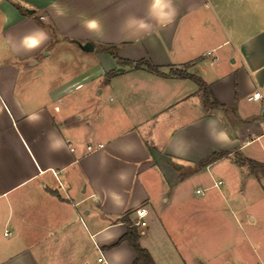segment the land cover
Instances as JSON below:
<instances>
[{"label":"crops","instance_id":"crops-1","mask_svg":"<svg viewBox=\"0 0 264 264\" xmlns=\"http://www.w3.org/2000/svg\"><path fill=\"white\" fill-rule=\"evenodd\" d=\"M152 4L0 0V224L12 229L0 264H133L130 245L117 244L125 216L155 264H208L217 254L223 231L209 241L208 215L201 204L192 212L186 182L200 168L211 184L195 196L220 194L215 168L232 161L247 169L237 158L264 165L263 109L246 101L256 91L264 96V0H171L166 26ZM89 20L99 28L88 29ZM141 20L147 30L136 26ZM37 30L46 39L26 50L23 39ZM97 49L117 62L108 71L58 70L63 62L85 65ZM141 61L163 76L134 69ZM171 71L200 78L221 108H205L197 86ZM101 78L96 95L78 96ZM220 132L227 143L216 140Z\"/></svg>","mask_w":264,"mask_h":264},{"label":"rangeland","instance_id":"rangeland-1","mask_svg":"<svg viewBox=\"0 0 264 264\" xmlns=\"http://www.w3.org/2000/svg\"><path fill=\"white\" fill-rule=\"evenodd\" d=\"M104 53L106 52H98L97 49L85 65L79 64L75 67V62L73 64L63 62L62 65H58V70L62 71L64 76L68 74L81 76L85 70L93 68L97 72L108 71L111 63L117 62L109 60ZM105 83V78L87 81L77 94L81 96L84 92L90 91L91 94L96 95L100 89L104 88ZM225 164L224 168H215L217 170L215 173H218L225 184V188L220 189L222 192L220 194L215 189H208L200 197L195 196L196 190L202 191L211 184L209 177L204 175L200 168H191V177L186 182L192 212L198 204H201L202 210H205L208 215L209 241L217 238L216 232L223 231V235L218 236L217 254L211 257L209 256L212 254L211 250L208 251L207 263L264 264V175L258 172L262 178L260 176L253 178L249 175L248 169L232 167V161ZM182 173L187 177L186 170ZM4 230L10 233L12 231L8 226L3 229L0 224V232ZM191 230L193 233L194 228ZM35 232L37 235H32V239L37 241L40 239L38 236L40 229H33V233ZM8 240H12V236L3 238L1 233L0 246L8 243ZM210 245L211 243L208 244Z\"/></svg>","mask_w":264,"mask_h":264},{"label":"trees","instance_id":"trees-1","mask_svg":"<svg viewBox=\"0 0 264 264\" xmlns=\"http://www.w3.org/2000/svg\"><path fill=\"white\" fill-rule=\"evenodd\" d=\"M50 31V28H47ZM106 51L108 53H110L113 58L115 60H117L119 63H127V62H121L120 60H118L117 56H116V52L114 51L113 47H108L106 49ZM140 67H145V69L150 72V73H154L156 75L159 76H163V74H161L158 70V68H156L155 66L151 65L148 61H141L138 62L137 64H135L134 69H139ZM171 75L176 76L180 79H188L191 82H193L197 88L198 91L201 95L202 98V103L204 105L205 108L207 109H215V108H221V106H219L216 101L214 100L209 87L198 77L194 76V75H190V74H186V73H182L179 71H171L170 72ZM227 153L221 152V153H215L212 154L211 156H209L205 161H203L201 163V165H207L221 157L226 156ZM237 161L240 165L242 166H246L248 167L247 169L249 170V172L251 174H257L258 172H260L261 174L264 175V165L262 164H258L252 161H247V160H242L237 158ZM123 223H125V225L127 226L126 229V233L121 237V239L117 242H127L130 247L133 249L136 258L133 264L136 263H141V264H155L153 259L151 258V256L149 255V253L142 249L139 245V235L138 232L136 230V228L134 226H132V224L130 223V221L125 217H122L120 219Z\"/></svg>","mask_w":264,"mask_h":264},{"label":"clouds","instance_id":"clouds-1","mask_svg":"<svg viewBox=\"0 0 264 264\" xmlns=\"http://www.w3.org/2000/svg\"><path fill=\"white\" fill-rule=\"evenodd\" d=\"M170 4H171V0H153V4H152L153 9L156 11L158 22L161 23L162 25H165V26L167 23L171 22V18L175 15V11H174V9H172L170 7ZM50 6L55 9L56 15L62 16L64 14L63 11L60 8H58L55 3L51 4ZM165 9H168V11H165ZM3 22L5 24L8 23L9 18L7 16H4ZM136 26L141 30H147L149 28V25L147 23H145L143 20L139 21ZM86 27L88 29L95 30V29L99 28V24L96 20H89L86 23ZM45 39H46V35L42 31L37 30L33 34H31V35H29L23 39V41H22L23 47L26 50L31 51L33 49L38 48L43 43V41ZM216 140L218 142H221V143H227L229 138H228L226 133L220 132L216 135ZM56 144H57V146H60L61 142L56 141ZM181 147H182V145L177 148L178 153L180 152ZM109 195L111 196L112 200L115 203H117V204L120 203L119 194L113 192V193H110ZM144 214H146V213H144ZM108 239H112V237H108ZM114 259L119 262L121 260V257L116 256V257H114Z\"/></svg>","mask_w":264,"mask_h":264},{"label":"built area","instance_id":"built-area-1","mask_svg":"<svg viewBox=\"0 0 264 264\" xmlns=\"http://www.w3.org/2000/svg\"><path fill=\"white\" fill-rule=\"evenodd\" d=\"M40 20H43V18L41 17ZM246 101H247L248 103H258V104L261 105V107H262V109H263V114H262V124L264 125V96H263V94H262L261 92H258V91L253 92L252 94H250L249 96L246 97ZM97 147H98V148H101L102 146H101V145H98ZM87 151H92V146H91V145H88V146H87ZM215 186H216V185H215ZM199 193H200V191H196V194H199ZM144 213H146V210L143 209V208L140 209V210L138 211V215H139V219H140V220H142L143 217L146 215V214H144ZM140 225L143 226L144 223L141 222ZM9 235H10L9 232H6V231L4 232V236H5V237H8ZM99 262H100V263H103V262H102V259H100ZM104 264H105V263H104Z\"/></svg>","mask_w":264,"mask_h":264},{"label":"water","instance_id":"water-1","mask_svg":"<svg viewBox=\"0 0 264 264\" xmlns=\"http://www.w3.org/2000/svg\"><path fill=\"white\" fill-rule=\"evenodd\" d=\"M29 13H32V12H29ZM88 48L91 50V46H88Z\"/></svg>","mask_w":264,"mask_h":264}]
</instances>
